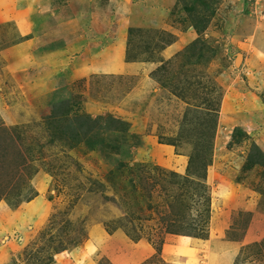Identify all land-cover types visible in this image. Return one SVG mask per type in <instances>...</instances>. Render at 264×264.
Segmentation results:
<instances>
[{"label":"rangeland","instance_id":"obj_1","mask_svg":"<svg viewBox=\"0 0 264 264\" xmlns=\"http://www.w3.org/2000/svg\"><path fill=\"white\" fill-rule=\"evenodd\" d=\"M222 249L264 264V0H0V264Z\"/></svg>","mask_w":264,"mask_h":264},{"label":"crops","instance_id":"obj_2","mask_svg":"<svg viewBox=\"0 0 264 264\" xmlns=\"http://www.w3.org/2000/svg\"><path fill=\"white\" fill-rule=\"evenodd\" d=\"M214 235V234H213ZM177 237H180L179 238V240H178V242H177V244L180 242V243H183L184 245H185V247L187 248V249H194V250H201V248L200 247H202V246H206V244H204L203 242H206V243H208V242H211V237H210V239H204L203 241H201V242H197V239H195V238H193V237H189V236H176V238ZM221 247H225V248H227V249H231V244H230V242H227V241H225V240H222L221 242ZM177 244L176 245H171V247L173 246V247H177ZM138 245H139V242L138 243H135L134 245H133V248L136 250V251H138ZM197 245V246H196ZM148 247H145V249H144V251H143V253L145 254V255H150L151 253H153V250H152V248L149 246V245H147ZM163 246H164V244H163ZM163 246H162V248H163ZM212 246H214V244L212 245ZM213 249V248H212ZM167 250H168V248H167ZM166 250V251H167ZM175 250H177L176 248L175 249H172L171 248V251L169 250V252H171V254H173V253H175ZM137 253V252H136ZM212 253L213 254H215L214 252H211V255H212ZM139 254V253H138ZM218 255H219V257H221V259H222V262H224V263H226V264H229V259H230V256H231V250L230 251H227L226 249H222V250H220L219 252H218ZM126 262V261H125ZM125 262H123L122 264H124ZM129 262H131V261H127L126 262V264H129Z\"/></svg>","mask_w":264,"mask_h":264},{"label":"bare ground","instance_id":"obj_3","mask_svg":"<svg viewBox=\"0 0 264 264\" xmlns=\"http://www.w3.org/2000/svg\"><path fill=\"white\" fill-rule=\"evenodd\" d=\"M112 66V65H111ZM112 69V68H111Z\"/></svg>","mask_w":264,"mask_h":264}]
</instances>
